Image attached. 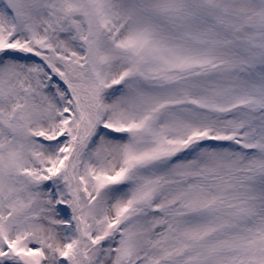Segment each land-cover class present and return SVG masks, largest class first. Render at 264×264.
Segmentation results:
<instances>
[{
	"label": "snow or ice",
	"instance_id": "6c2138e0",
	"mask_svg": "<svg viewBox=\"0 0 264 264\" xmlns=\"http://www.w3.org/2000/svg\"><path fill=\"white\" fill-rule=\"evenodd\" d=\"M0 264H264V0H0Z\"/></svg>",
	"mask_w": 264,
	"mask_h": 264
}]
</instances>
